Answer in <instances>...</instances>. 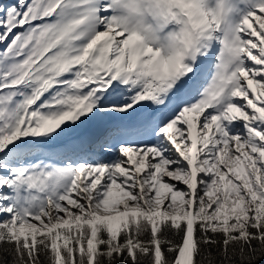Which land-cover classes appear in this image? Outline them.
<instances>
[{
	"label": "snow or ice",
	"instance_id": "obj_1",
	"mask_svg": "<svg viewBox=\"0 0 264 264\" xmlns=\"http://www.w3.org/2000/svg\"><path fill=\"white\" fill-rule=\"evenodd\" d=\"M0 264H264V0H0Z\"/></svg>",
	"mask_w": 264,
	"mask_h": 264
}]
</instances>
